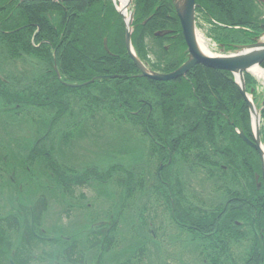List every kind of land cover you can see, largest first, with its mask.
<instances>
[{
  "label": "flooded vegetation",
  "instance_id": "obj_1",
  "mask_svg": "<svg viewBox=\"0 0 264 264\" xmlns=\"http://www.w3.org/2000/svg\"><path fill=\"white\" fill-rule=\"evenodd\" d=\"M197 1L220 2L222 15L239 14L226 7L227 2L251 1L256 3L252 14L264 18V0H195L197 16L210 17L214 10L205 9ZM75 3L73 6L63 4L61 17L65 18L60 31L53 28V38L40 35L39 27L34 29L30 42L36 50L49 47L57 51L71 45L68 27L71 20L81 16L83 24L92 18L95 25L91 34H96L95 28H102L100 43L108 56L116 57L113 50L121 46L127 54L125 31L129 24L137 59L155 71L153 65L160 60L151 57L153 62H149L139 54L138 46L145 34L144 43L148 40L147 24L152 16L139 9L134 0L122 9L115 0ZM154 23L159 28L152 36L162 41L165 52L161 63L171 62L170 67L161 65V71L155 72L169 74L180 68L188 56L180 22L174 12L164 26L156 20ZM253 27L244 34H236L237 43L224 45H231L232 49L264 41L263 22L254 23ZM76 37L82 38L80 33ZM242 37L247 39L245 43L240 42ZM225 39L228 42L226 34ZM74 44L77 48L84 47L80 41ZM89 46L93 48L95 44ZM62 61L56 52L51 58H0V126L8 128L11 134L18 133L14 126L20 125L17 122L21 118L30 128L26 135H21L24 138L21 141L20 134L8 136L6 142L0 140V264H47L49 250L44 246L49 249L57 238L74 241V264H84L87 251L100 248L99 242L114 240L122 212L128 209L127 201L133 200L137 189L143 200L139 219L145 230L139 255H145L153 242L159 264H172L170 259L180 254L178 245L184 242L185 236L189 241L188 250L183 252V248L182 252L186 253L188 264H264V223L261 222L264 217L260 208V203H264V163L257 149L259 141L264 146V123L257 131L249 118H243V103L248 111L249 107L233 76L236 90L192 91L194 106L201 103V98L205 99L204 122H199L195 116L179 122L174 106H166L160 100L156 105L141 99L131 107L125 103L115 106L111 96L122 95L126 91L124 85L138 79L140 71L131 59L134 69H129L128 63L124 66L118 63V71L114 73L112 66H106L103 70L108 73L95 74L88 80H94L91 87H97L103 95L96 103L99 96L91 97L92 106L86 108L89 110L86 112L91 113L90 124L98 119V113L105 112L119 127L139 130V163L136 165L128 158L123 167L108 165L105 161L86 166L81 159L72 158V146L76 145L77 149L81 146L82 100L84 94L90 97L86 94L89 91L83 93L79 88L85 83L80 81L84 75L82 68L67 70ZM199 69L206 68L196 65L177 80L157 83L173 84L181 89L191 86L194 90V79L198 77L193 71ZM101 77L108 78L98 79ZM218 77L227 78V75ZM251 78L254 84L246 83V79L244 91L254 106H261L263 115L264 90ZM57 149L61 150L60 156ZM112 178L117 179V187L123 194L117 221L110 214L113 207L101 212L95 206L99 187L112 183ZM45 182L48 195L54 194L56 186L61 189L59 204L63 207V217L60 221L61 224L64 221L65 226L60 228V236L51 235L43 218L47 212L46 196L29 200V196H34L33 189ZM72 213L74 218L70 217ZM100 213L106 214L107 219L99 220ZM72 224L75 232L68 235L67 227ZM38 244L43 245V260L35 258L34 247L38 249ZM83 245L89 249L85 250ZM64 248L62 264H73L66 262L71 251ZM100 249L105 250L104 243Z\"/></svg>",
  "mask_w": 264,
  "mask_h": 264
},
{
  "label": "trees",
  "instance_id": "obj_2",
  "mask_svg": "<svg viewBox=\"0 0 264 264\" xmlns=\"http://www.w3.org/2000/svg\"><path fill=\"white\" fill-rule=\"evenodd\" d=\"M173 1L174 0H134V4L139 7V9L145 14L152 16V19L148 21L147 24L148 44L147 42L144 43L145 34V37L143 36L142 39H140L138 46L140 51L139 54L146 57L149 62H153L151 57H154L155 60H160V62L153 65L155 71H161V65L164 67L171 66V62L161 63L163 59L161 57L165 56V52L162 50V41L155 39L152 33L159 28L156 27L154 23L155 20L159 25L164 26L166 20L174 16ZM198 2L199 4L201 3L205 9L211 8L214 10L212 16L203 18L211 25L210 28L212 30L211 36L213 37V41H215L219 47L225 49V51H231V45H224L225 43H237L235 41L238 38L235 37L236 34H244L248 32V30L254 28V23L261 24L264 22V18L261 17L262 15L255 17V15L252 14L255 11L253 3L250 1H231L224 4L226 7H231L233 11H238L239 14L236 15H222L221 10L223 5H221L220 2L197 1L196 3L198 4ZM63 4L66 3L32 0H0V58L25 59L37 56L51 58L53 52H56L57 58L63 60L62 64H64L67 70L82 68V74L84 75H82L81 82L90 80L95 74L108 73V71L103 70L107 68L106 66H112L114 73H117L118 63H122L121 66L128 63L129 69H134V65L125 53L123 46H121L120 49L114 48L113 53L116 57H110L105 53L99 37L103 34L102 28H95L96 34H91L93 33V25H95L91 20L92 18L85 24L80 22L81 16L71 20L72 23L70 22L67 32H70L71 39L69 41L72 42L68 47H62L57 51L49 49V47L43 48V50H36L30 42L34 29L39 27L40 35L47 36L49 39L53 38V28L56 27L60 31L62 21L65 18L61 17L63 15ZM67 4L73 6L76 3L72 2ZM213 21L217 24H214ZM79 33L81 34V39L76 37ZM225 34L228 39L231 37L228 42L225 39ZM77 41H80L84 47L77 48L74 44L75 42L77 43ZM246 41L247 39L245 37H242L240 40L241 43H245ZM90 44H95V47H90ZM39 52L41 54H39ZM262 67L264 68V64ZM193 73H196L198 77L194 79V90H192L191 86H185L181 89L175 88L173 84L166 86L150 80L136 79L124 85L123 88L126 91H124L122 95L115 94L111 97L115 99V106L125 103L130 107L134 106L136 101L141 99L152 105L158 104L160 100L163 101L166 106H174L178 119L188 121L187 118L195 116L196 120L204 122L205 119L203 116L205 115L206 109L205 99H202L201 95L197 94V97L201 98V103H197L194 106L191 102V97H193L191 94L192 91L236 90L237 87L233 84L232 75L227 72L199 69L198 71H193ZM223 74L227 75V78L218 77ZM245 81L250 85L254 84V80L249 75L245 77ZM162 86L164 87L161 88ZM144 87L145 90H142ZM184 91L187 93H183ZM159 92H162L163 95L160 94L159 96ZM165 93L168 95H165ZM183 97L184 100L182 101ZM241 114L243 118H248V111L244 103ZM262 118L264 119V114ZM131 120L133 121L135 119L131 118ZM259 202H262V199H259ZM260 208L262 209V217H264V203H260ZM261 220V222L264 223V220ZM105 242L107 241L99 242V247L101 248V244ZM72 244L73 245L68 248L71 253L67 255L68 261L66 262L74 264L76 258H74L72 252L75 249V242ZM110 246V244L106 246L104 252L109 251ZM137 253L139 255L138 250ZM127 262L129 264H135L130 260H127Z\"/></svg>",
  "mask_w": 264,
  "mask_h": 264
},
{
  "label": "rangeland",
  "instance_id": "obj_3",
  "mask_svg": "<svg viewBox=\"0 0 264 264\" xmlns=\"http://www.w3.org/2000/svg\"><path fill=\"white\" fill-rule=\"evenodd\" d=\"M131 7V6H130ZM131 9V8H130ZM197 26H198V38L199 41L202 43L204 48L211 53L212 55H219L218 52L212 51L215 50V41H212V30L209 26V23L202 16H197ZM148 35V34H147ZM148 39V36H147ZM147 44L148 41L146 40ZM257 81H259L261 89H264V79L259 78L253 75ZM83 93H86L90 97H86L85 94L82 100V108L83 116H82V141L80 149L76 145L72 146V151L74 153L73 159H81L82 164L86 163L87 165H91V163H97L101 161H105L108 165L123 167L126 166V160L128 158H132L133 162L136 165L139 163V151H141V145L139 144V130L127 129L126 127H119L115 122H112L111 117L108 116L105 112H101L97 114V120L91 122L93 125L90 124V112L86 108H90L92 106V98L94 96H99L95 100V103L99 101L100 91L97 87H90V88H83ZM92 95V96H91ZM92 97V98H91ZM104 97L109 99V96L104 95ZM94 101V100H93ZM94 103V104H95ZM75 105V104H73ZM98 109H101L99 107ZM248 111V110H247ZM100 112V111H99ZM115 117L116 115L113 114ZM248 118H250L249 111H248ZM17 120V119H15ZM17 123H20L18 127L14 126V128L18 129V133H13L14 135H19L20 141L24 138L21 135H26L27 131L30 129L28 128L29 125L27 123H22L21 118ZM179 122L183 121L178 119ZM98 124H97V123ZM15 123V125L17 124ZM90 124V126H89ZM8 128L4 126H0V140L7 141V137H13ZM32 136V135H31ZM29 136V137H31ZM124 140V142H122ZM99 142V143H98ZM97 143L98 147H97ZM90 144L91 150L90 151ZM96 145V146H95ZM110 146L114 147L111 148ZM76 150H78L76 153ZM57 156H60L61 150H56ZM39 166V165H37ZM117 168V167H116ZM117 179L112 178V183H109L105 187H99L98 189V197L96 195V202L95 206L97 210H101V212H105L106 209L113 207V210L110 211V214L114 215V221H117V213H120V206L123 201V194L122 189L117 187ZM115 182V183H114ZM50 184V183H49ZM47 183L42 185H37L34 190V196L30 197V201H35L40 195L46 196V206L47 212L44 214L43 218H45L46 226L50 228L51 235L60 236L62 234L61 227L65 226L64 221L61 224V217L62 216V205L59 204L61 201L60 197V187L56 186V190L54 191L53 195H48L46 192L45 187ZM195 185H203L201 183H196ZM95 194L97 193V189L94 190ZM90 195L89 191L86 194ZM134 195V194H132ZM94 196V193H92ZM133 197V196H132ZM129 203L128 209H124L125 211L122 212L120 217L118 226L115 228L113 241H108L104 243V247L107 245H111L109 251L104 252V249H100L96 247L92 251H87L83 258L84 264H129L127 260L133 261L135 264H159L158 258L155 251V244L150 243L149 248L147 251L144 252L145 255L141 256L138 255L137 250L142 246L143 237L145 236V230L141 226L142 218V203L143 200L141 199V194L139 193V189H137L136 195L133 197V200L127 201ZM115 206V207H114ZM72 213L70 215L71 218H74L75 215ZM104 214V213H103ZM99 220H106L107 215L100 213ZM81 217V215L79 214ZM84 217V216H83ZM72 223V222H71ZM61 224V225H60ZM67 227V226H66ZM81 229V228H80ZM75 232L74 224L71 227H67L68 235H72ZM70 237V236H68ZM181 239V237H179ZM185 240L183 243L180 242L179 249L180 254L173 259H170L172 264H188V257L184 251L188 250L187 246L189 241L187 237H183ZM185 241H188L185 242ZM72 242H65L63 239L57 238L54 242H51L49 249L48 246H44L45 249L49 250V263L47 264H62L63 257L62 251L65 249L64 247L70 248L73 244ZM85 250L89 249L86 245H83ZM90 246V244L88 245ZM184 248V250H183ZM35 250V258L41 259L43 253V245L38 244V249L34 247ZM46 250V251H47ZM183 250V252H182ZM37 251L40 253H37ZM42 252V253H41ZM73 255L75 254V249L72 252ZM134 257V259H133ZM98 258V259H97ZM133 259V260H132ZM173 260V261H172ZM37 263V262H36ZM40 264V263H37Z\"/></svg>",
  "mask_w": 264,
  "mask_h": 264
},
{
  "label": "water",
  "instance_id": "obj_4",
  "mask_svg": "<svg viewBox=\"0 0 264 264\" xmlns=\"http://www.w3.org/2000/svg\"><path fill=\"white\" fill-rule=\"evenodd\" d=\"M44 2H77L87 0H32ZM130 2V0H127ZM174 9L180 21L182 34L187 46V62L178 68L175 72L167 75L156 74L145 68L136 58L131 45L129 24L126 26V49L127 53L140 71L139 78H147L158 82H168L185 76L194 66L202 65L212 70L227 71L236 78L239 90L244 99L248 102L251 111L253 126L259 129V111L253 108L244 93V73H252L254 68H259L264 61V42L258 41L256 44L246 47H238L235 52L228 56H212L205 54L199 44L197 31L195 28V0H174ZM158 35V34H157ZM93 83L91 81L89 84ZM85 86V85H82ZM81 87V86H80ZM258 152L262 161H264V148L258 142Z\"/></svg>",
  "mask_w": 264,
  "mask_h": 264
},
{
  "label": "bare ground",
  "instance_id": "obj_5",
  "mask_svg": "<svg viewBox=\"0 0 264 264\" xmlns=\"http://www.w3.org/2000/svg\"><path fill=\"white\" fill-rule=\"evenodd\" d=\"M115 1H119V4H120V8L122 9V8H124V6L127 4V2H126V0H115ZM199 44H200V47H201V49H202V51L205 53V54H207V55H210L209 53H208V51L206 50V48H204V46L202 45V43L199 41ZM252 73L255 75V76H257V77H264V72L261 70V69H259V68H254L253 70H252Z\"/></svg>",
  "mask_w": 264,
  "mask_h": 264
}]
</instances>
